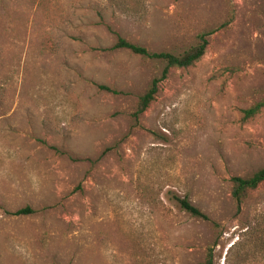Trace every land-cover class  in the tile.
I'll return each mask as SVG.
<instances>
[{
    "label": "rangeland",
    "instance_id": "1",
    "mask_svg": "<svg viewBox=\"0 0 264 264\" xmlns=\"http://www.w3.org/2000/svg\"><path fill=\"white\" fill-rule=\"evenodd\" d=\"M261 102L264 0H0V264H264Z\"/></svg>",
    "mask_w": 264,
    "mask_h": 264
},
{
    "label": "trees",
    "instance_id": "2",
    "mask_svg": "<svg viewBox=\"0 0 264 264\" xmlns=\"http://www.w3.org/2000/svg\"><path fill=\"white\" fill-rule=\"evenodd\" d=\"M207 36L208 34L200 35L199 43L180 55H174L168 52H151L144 47L127 42L122 38L117 39L112 48L126 49L137 56L165 63L161 76L159 78H154L148 90L139 98L136 110L133 113L135 121L138 120V118L154 101L158 92L159 83L165 79L171 68H188L201 59V57L205 54L208 45V40L206 39ZM111 92L115 93L114 91ZM262 107H264V102L258 103L249 109L244 110V119L251 118L259 113ZM231 182L233 183L232 196L236 200L237 205L240 206L249 193L255 191L260 184L264 183V168L257 170L247 178L233 177ZM178 203L180 208L192 217L208 220V217L197 207L190 204L186 198L178 199ZM27 211H29L28 208L19 209L11 215L20 216L24 215ZM213 258V249L209 248L207 250L206 259L202 264H213Z\"/></svg>",
    "mask_w": 264,
    "mask_h": 264
}]
</instances>
